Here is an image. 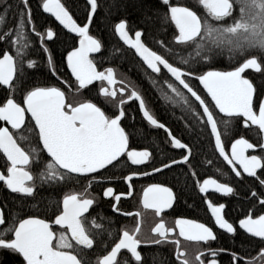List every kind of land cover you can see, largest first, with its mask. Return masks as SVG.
<instances>
[{
    "label": "snow or ice",
    "instance_id": "6c2138e0",
    "mask_svg": "<svg viewBox=\"0 0 264 264\" xmlns=\"http://www.w3.org/2000/svg\"><path fill=\"white\" fill-rule=\"evenodd\" d=\"M192 3L203 12L181 0H85L81 24L67 0H39L37 9L54 17L61 31L77 41L65 57L74 78L69 81L61 78L62 69L48 45L59 38L56 25H38L31 0L15 4L0 0L4 5L0 44L5 45L0 48V89L5 90L0 100V187L18 200L14 213L6 214V205L0 206V251L18 256L19 264H146L142 246H172L175 264H219L221 252L229 255V264H264V88L254 82L259 74L264 84V0ZM129 8L138 16L134 28L129 26ZM101 9L105 20H118L113 31L122 46L106 49L99 37L90 34ZM10 12L13 24L8 27ZM37 44L46 57L49 80L55 78L50 83H37L29 72L38 67V61L29 58ZM124 46L150 89L180 107L184 127L179 134L149 108L141 85L130 77L118 80L116 68L103 67L104 62L127 60ZM222 58L230 62V70L215 67ZM194 81L202 90L193 87ZM95 82L100 84L98 91L90 88ZM65 87L93 95L71 103ZM129 102L138 104L142 120L163 130L165 142L178 151L157 157L147 148L138 150L130 131L135 115L132 124H125ZM254 128L259 137L255 143L244 135ZM217 161L231 169L239 190L231 183L204 178L199 170ZM121 163L128 169L119 177L127 191L117 195L108 186L102 195L115 201L113 213L137 218L131 230L115 229L114 218L102 213L98 215L107 226L96 217L89 220L95 197L88 190L65 191L80 179L88 181V189L108 183L112 177L106 181L105 174ZM216 171L227 175L220 167ZM157 174H171L174 183H151L143 189V208L160 217L153 235L145 239L141 213L122 212L119 203L122 196L133 194L136 179ZM189 187L197 190L215 227L230 235L231 249L212 248L219 235L205 223L181 217L174 227H166L163 216L180 199L177 189ZM42 191L51 198L40 196ZM210 193L247 203L246 211L241 204L238 228L225 218L226 205ZM38 196L40 200L33 203ZM177 230L179 238L206 251L190 257L175 236ZM89 253L97 254L94 262L87 259Z\"/></svg>",
    "mask_w": 264,
    "mask_h": 264
},
{
    "label": "flooded vegetation",
    "instance_id": "af4514ba",
    "mask_svg": "<svg viewBox=\"0 0 264 264\" xmlns=\"http://www.w3.org/2000/svg\"><path fill=\"white\" fill-rule=\"evenodd\" d=\"M15 1L17 0H9V3H14ZM1 6L4 7V5L0 4V12L3 9ZM40 12L42 11L40 10ZM49 43L50 42H48V45ZM117 89L119 88L117 87ZM68 101L71 103H79V102H74L69 99ZM129 103H132V102H129ZM135 105H136V108L138 109V104L135 103ZM0 123L2 124V122ZM181 125L183 126L182 123ZM180 127L176 128L175 126H173V129L174 131L177 132V134H179V132L183 129ZM159 131H160L159 138L162 144L161 148L152 150L148 147V145L139 144V143H133L134 146L137 147L138 150L147 148L149 151H152L153 153H155L157 157H160L163 155L171 156L173 152L178 151V150L171 149L170 145L165 142L166 134L163 132V130H159ZM254 131H256V134L258 133L257 129ZM244 135H245V138L250 140V142H253L252 136H249L247 134V130H245ZM236 138H239V133L237 134ZM227 139L228 138H226V141ZM229 147H230V143H229ZM256 153H259L258 148L256 149ZM249 154H253L252 150H249ZM131 167L135 168L137 166H131ZM216 167H220L222 169V172L227 173V175H223L222 173L217 172ZM121 170H124L125 174H127L128 169L123 163L118 165L117 168L112 169L111 172L106 173L104 179L106 181H108L109 177H112V179L110 182L103 184V187L101 190H97L96 186L98 184H93L92 188L88 189V181L84 179H81L80 183L77 186L73 187L72 190L81 192V193H83L85 190H88L90 195L95 197L96 204L94 205L92 209H90L91 217H89V220H91L92 217H96L98 223H105V225L107 226V221L101 220L100 216L98 215L102 213L104 217L114 218L115 224L113 225V227L115 229L128 228L129 230H131L135 227L137 218L132 217V216H123V215L113 213L112 205L113 203H115V201L111 197L103 198V195H102L103 188L108 187V186L113 187L115 190V194L117 195L121 193H125L127 191V185L119 178L121 175ZM148 170L150 171L151 169L149 168ZM199 171H201V174L204 176V178H215L222 183H231L234 187L237 188V190L240 189V185L237 184L234 179H231V177L234 176V174L231 173V169L227 165L223 164L221 161H217L216 164L210 167L206 166L204 169H200ZM151 183L169 184V183H172V181H170L166 177V175H159V174L153 175L151 177H142V178L136 179L134 181L135 187H134L133 194L131 196H122L121 201L119 203V207L122 212H140L141 213V233H142V237L145 239L150 238L153 235L151 231L152 228H154L155 225L160 222V217L155 216L154 212L151 209H144L141 203L143 189ZM3 189L4 188L0 187V193L3 191ZM194 193H195V196L193 198L181 197L182 193H180V199L177 201L174 208L167 210L163 216V219L166 223V227H169V228L174 227L175 219L181 218V217L192 219L197 222L205 223L206 225L213 227V230L217 232V234L219 235V239L212 242V248L231 249L233 247V243H232V239L230 238V235L227 233H222V230L215 227L214 221L211 218V214L207 211L206 205L202 203L200 195L198 194L196 189H194ZM210 195L217 203H224L226 205V208L224 211L227 215L225 218L229 222H233L235 226L238 228V220L242 218L241 204H243V210L246 211L248 208L247 203L238 200L236 196H221L219 193H215V194L210 193ZM175 236L179 238L178 230ZM179 239L181 240L182 248L188 251L190 257L196 255L198 253V250L206 251V249L201 248L199 245L193 242L184 241L183 238H179ZM240 239H241L240 236L236 237L237 242H239ZM142 251L146 256V264H164V262L169 259L172 260L173 264H175L174 247L172 246H162L159 249L155 247L145 248L142 246ZM150 253H154L155 257L153 258L152 255H149ZM96 256H97L96 253H89L87 259H89L90 262H94L96 259ZM19 259L20 258L18 256L11 255L7 251H0V264H6V263L19 264ZM217 259L219 261V264H229V261H230L229 255L225 252L219 253V255L217 256Z\"/></svg>",
    "mask_w": 264,
    "mask_h": 264
},
{
    "label": "trees",
    "instance_id": "16d2710c",
    "mask_svg": "<svg viewBox=\"0 0 264 264\" xmlns=\"http://www.w3.org/2000/svg\"><path fill=\"white\" fill-rule=\"evenodd\" d=\"M39 2V0H31L32 7L34 9L35 13V20L38 25H44L47 23V20H49V17L44 15L40 10L37 9L35 2ZM17 1H15L13 4H15ZM64 2V0H62ZM103 2V0H102ZM181 2H186L189 4V6H193L196 8L198 12H203V9L199 7L196 4L192 3V0H181ZM67 3L73 7V10L75 11L76 15L75 18L80 22L81 24L85 22V1L84 0H67ZM3 5V4H2ZM0 15H3V11L1 10ZM10 21H13V14L10 12L8 14ZM105 13L103 9L97 14L95 22L91 26L90 34L99 37L103 44L105 45L106 49H112L113 46H122L121 42L118 40L117 36L114 34L113 31V25L115 22H118V20L114 17L112 19H104ZM128 20H129V26L135 27L138 23V16L137 13L129 8L128 12ZM13 22L7 21V26L11 27ZM56 30L59 33V38L55 40V42L49 43V47L52 49V52L54 54V58L56 61V64L59 68L62 69L61 78L65 80L71 81L72 78L70 77L67 66H66V60L65 55L67 51H69L74 44H76V40L70 39L69 35H66L64 31H61V28L56 25ZM34 39V38H33ZM146 39L151 42V37H146ZM5 47V45L0 44V48ZM38 44L36 48H34L30 54V59H35L38 61V67L35 69H30V73H34V79L37 83H50L52 80H55L54 77L49 80V73L48 69L46 67L45 61L46 57L44 54L40 51H38ZM124 52L127 54V60H125L123 63H121L120 60H114L112 62H104L103 67H114L117 69V78L118 76L121 77L123 80H127L129 77L132 81L137 82L139 85L142 86L146 101L149 104V108L153 109L156 116L163 122L169 124L172 126H175L176 128L180 127L181 123L183 124V121L181 119V110L178 105L170 104L167 100L162 99V95L158 97L157 92H154L150 89L149 84L147 80L142 76L141 72L142 69L137 65L134 66V60L132 57L131 52H129L128 49L124 47ZM107 55V51L105 52ZM93 57L96 58L97 63H100V56L99 54L94 55ZM103 67L99 70H103ZM215 67L219 70H229L230 69V62L226 58L219 59L215 62ZM249 75H252L249 73ZM254 82L256 83L258 88H264V84L261 83V77L259 74H255L254 76ZM99 82L95 83L93 86H90V88H93L94 91H98L99 89ZM193 87L201 89L198 81L193 82ZM66 91L67 99L72 100L74 102H80L85 100L86 98L93 95V92L84 90L81 93H77L75 91V88L68 89L64 88ZM202 90V89H201ZM5 96V90L0 89V100H2ZM101 101L103 98H100ZM128 113V117L125 121V124H132V117L135 115V128L130 129V131H133V135L135 137L133 143H139V144H146L148 147L152 150L159 149L162 147L161 140L159 138V130L154 129L150 127L145 121L142 120L141 115L138 112V109L136 108L135 103H129L125 105ZM179 110V111H178ZM178 111V112H177ZM181 121V123H180ZM1 124V123H0ZM184 125L180 128H183ZM183 130V129H182ZM181 130V131H182ZM256 129H253L252 131H247V134L249 136H252V141L255 143L258 141L259 137L256 134ZM27 135V133H26ZM203 159V155L200 157ZM169 175H166V177L169 179ZM81 180V179H80ZM80 180L78 182H72L68 185L67 188H65V191H70L73 189V187L77 186L80 183ZM170 180V179H169ZM171 181V180H170ZM174 183V181H172ZM103 185L98 184L96 186L97 190H101ZM179 190V189H178ZM181 194V197L184 198H193L195 196L194 189L189 187L185 190H179ZM40 196L51 198L49 197V193L47 191H42ZM40 196L37 197L36 201H33V203H37L40 200ZM0 204L4 207V211L6 214L9 212H15L18 205V200L16 199V194H12L6 189H3V191L0 193ZM43 206V205H41ZM10 264V263H6Z\"/></svg>",
    "mask_w": 264,
    "mask_h": 264
},
{
    "label": "bare ground",
    "instance_id": "6f19581e",
    "mask_svg": "<svg viewBox=\"0 0 264 264\" xmlns=\"http://www.w3.org/2000/svg\"><path fill=\"white\" fill-rule=\"evenodd\" d=\"M39 3V2H38ZM37 1L35 2V4H36V7H37ZM2 8H3V6H1ZM45 14V13H44ZM48 14H46V16H47ZM47 17H49V15L47 16ZM8 22H13V21H10V18L8 17ZM48 24H53V25H57V26H59L58 25V23L54 20V18L53 17H49V20H47V23L46 24H44V25H48ZM60 28H61V26H59ZM64 32H66L65 30H63ZM119 40V39H118ZM121 42V41H120ZM121 44H122V42H121ZM126 49H127V47L126 46H124ZM230 70V69H229ZM118 80H123L121 77H119L118 76V78H117ZM117 87L119 88L120 87V85L119 84H117ZM146 122V121H145ZM147 123V122H146ZM3 163V161H0V164H2Z\"/></svg>",
    "mask_w": 264,
    "mask_h": 264
},
{
    "label": "water",
    "instance_id": "95a60500",
    "mask_svg": "<svg viewBox=\"0 0 264 264\" xmlns=\"http://www.w3.org/2000/svg\"><path fill=\"white\" fill-rule=\"evenodd\" d=\"M85 1V0H84ZM45 14H47V13H45ZM49 15V14H48ZM54 18V17H53ZM55 20V19H54ZM58 23V22H57ZM66 31V30H65ZM117 38H118V36H117ZM119 39V38H118ZM71 50V49H70ZM67 55V54H66ZM93 56L94 55H96L95 53L94 54H92ZM66 57V56H65ZM67 66V65H66ZM68 70V69H67ZM68 73H69V75H70V77H71V73H70V71L68 70ZM72 78V77H71ZM72 79H74V78H72ZM198 84H199V82H198ZM200 86V88L202 89V86L201 85H199Z\"/></svg>",
    "mask_w": 264,
    "mask_h": 264
}]
</instances>
